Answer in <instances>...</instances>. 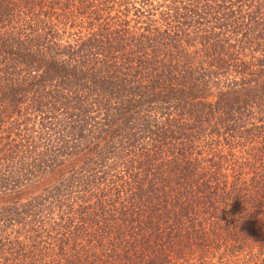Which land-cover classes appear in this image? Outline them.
Returning a JSON list of instances; mask_svg holds the SVG:
<instances>
[{
    "label": "trees",
    "instance_id": "obj_1",
    "mask_svg": "<svg viewBox=\"0 0 264 264\" xmlns=\"http://www.w3.org/2000/svg\"><path fill=\"white\" fill-rule=\"evenodd\" d=\"M0 264H264V0H0Z\"/></svg>",
    "mask_w": 264,
    "mask_h": 264
}]
</instances>
